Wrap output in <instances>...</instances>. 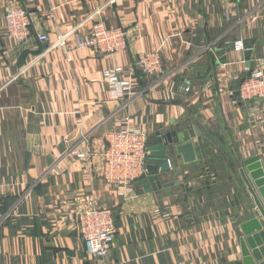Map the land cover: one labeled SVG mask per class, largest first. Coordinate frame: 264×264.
<instances>
[{
	"label": "crops",
	"instance_id": "crops-1",
	"mask_svg": "<svg viewBox=\"0 0 264 264\" xmlns=\"http://www.w3.org/2000/svg\"><path fill=\"white\" fill-rule=\"evenodd\" d=\"M109 1L0 0V264L242 262L240 237L264 229L238 169L264 157V98L234 96L233 86L248 64L264 69V0ZM9 5L30 13L24 43L5 34ZM97 9L105 26L127 30L125 50L45 51ZM237 40L246 49H228ZM154 51L162 71L145 75L136 61ZM116 68L133 73L129 98L113 99L102 81ZM123 115L148 147L175 125L199 133L165 147L161 187L134 183L120 195L101 177L105 136ZM87 146L93 155L81 161L74 151ZM83 201L113 214L114 242L102 259L87 254L75 216L55 211Z\"/></svg>",
	"mask_w": 264,
	"mask_h": 264
},
{
	"label": "built area",
	"instance_id": "built-area-1",
	"mask_svg": "<svg viewBox=\"0 0 264 264\" xmlns=\"http://www.w3.org/2000/svg\"><path fill=\"white\" fill-rule=\"evenodd\" d=\"M228 2L235 5L236 0H228ZM51 10L47 11L48 17H51ZM99 12L100 9L95 10L75 28L58 33L45 51L53 48H61L65 51L92 48L101 55H111L125 50L128 47L127 30L122 27L105 26L98 18ZM3 18L5 34L8 38L16 43H24L30 38L31 16L25 8L9 5L4 10ZM88 22H90L88 31L82 36L78 30ZM36 38L41 43L48 42L45 33H37ZM234 47L237 50L246 49L240 40L234 42ZM136 67L145 75L160 73L162 63L158 52L141 54L136 61ZM102 81L107 84L113 99L129 98L134 95V76L131 71L123 68L104 69ZM239 91L242 97L264 98V69L252 70L250 76L241 84ZM148 153L146 135L131 121L130 116L123 115L120 118V126L109 131L105 136V146L99 153L101 177L117 189L120 195L129 194L134 182L146 172L145 161ZM74 154L85 162L93 155L88 146L81 152L74 151ZM55 211L59 215L75 216L87 254L98 259L107 255L115 236L113 214L109 208L92 201H83L74 205L61 202Z\"/></svg>",
	"mask_w": 264,
	"mask_h": 264
},
{
	"label": "water",
	"instance_id": "water-1",
	"mask_svg": "<svg viewBox=\"0 0 264 264\" xmlns=\"http://www.w3.org/2000/svg\"><path fill=\"white\" fill-rule=\"evenodd\" d=\"M234 48V42L228 44V49ZM223 52H216L217 56ZM252 64H248V70L245 75L235 81L233 86L234 96L238 94V90L242 82L250 76L252 71ZM196 133L194 127H179L175 125L165 131H157L153 136V146H149V156L146 158L145 170L134 183L141 184L146 192L156 187H161L158 179L159 172H165L169 169V165L166 158L165 147L172 144V138L176 137L177 140H183V138L193 137ZM239 174L242 179V183L245 186V190L253 201V208L250 213H255L264 223V157L254 156L243 161L242 165L238 168ZM247 235V234H246ZM264 229L251 232L246 237H240V247L242 262L237 264H264Z\"/></svg>",
	"mask_w": 264,
	"mask_h": 264
},
{
	"label": "trees",
	"instance_id": "trees-1",
	"mask_svg": "<svg viewBox=\"0 0 264 264\" xmlns=\"http://www.w3.org/2000/svg\"><path fill=\"white\" fill-rule=\"evenodd\" d=\"M217 160H219L218 164L221 166V167H226L227 165L223 162V160L221 159L220 156L217 157ZM217 165V164H216Z\"/></svg>",
	"mask_w": 264,
	"mask_h": 264
},
{
	"label": "rangeland",
	"instance_id": "rangeland-1",
	"mask_svg": "<svg viewBox=\"0 0 264 264\" xmlns=\"http://www.w3.org/2000/svg\"><path fill=\"white\" fill-rule=\"evenodd\" d=\"M145 165H146V161H145Z\"/></svg>",
	"mask_w": 264,
	"mask_h": 264
}]
</instances>
